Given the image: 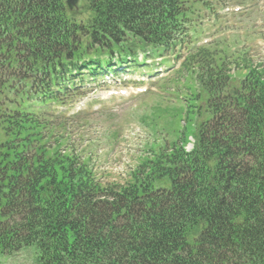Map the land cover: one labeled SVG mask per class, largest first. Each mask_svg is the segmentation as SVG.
Segmentation results:
<instances>
[{
	"label": "trees",
	"instance_id": "trees-1",
	"mask_svg": "<svg viewBox=\"0 0 264 264\" xmlns=\"http://www.w3.org/2000/svg\"><path fill=\"white\" fill-rule=\"evenodd\" d=\"M195 3L85 0L69 13L64 0H0V255L264 264V66L246 51L186 45ZM138 55L172 56L193 78L174 111L186 127L127 183H104L65 152L55 106L85 95L86 81L144 70ZM231 70L245 72L235 97Z\"/></svg>",
	"mask_w": 264,
	"mask_h": 264
},
{
	"label": "rangeland",
	"instance_id": "rangeland-1",
	"mask_svg": "<svg viewBox=\"0 0 264 264\" xmlns=\"http://www.w3.org/2000/svg\"><path fill=\"white\" fill-rule=\"evenodd\" d=\"M203 1L212 14H206L209 17L198 20L200 41L239 38L240 43L249 48L253 59L264 57V0H247L245 6L237 2L241 0ZM235 10L247 12L241 15V12L235 13ZM249 12H252L250 16ZM171 75L172 72L160 70L148 80L145 75L133 74L128 79L147 84L127 87L126 97L106 95L107 90H117L108 83L107 88L92 87L94 92L91 91L89 96L83 98L81 104L59 107L63 112L61 121L67 125L68 147L89 159L90 165L103 182L123 184L129 172L137 167L147 144L155 139L169 140L163 131V121L159 122L154 132L153 128L142 124L140 118L149 116L150 108L160 100L163 101L160 107L170 105L165 93L166 88L173 90L172 84L167 83ZM140 91L142 95H137ZM77 108L81 110L73 116ZM180 125L183 129V121ZM189 149L190 146L187 147ZM36 256L34 247H28L12 256L0 255V264H35Z\"/></svg>",
	"mask_w": 264,
	"mask_h": 264
},
{
	"label": "water",
	"instance_id": "water-1",
	"mask_svg": "<svg viewBox=\"0 0 264 264\" xmlns=\"http://www.w3.org/2000/svg\"><path fill=\"white\" fill-rule=\"evenodd\" d=\"M79 0H66V7L70 11L76 10V6Z\"/></svg>",
	"mask_w": 264,
	"mask_h": 264
}]
</instances>
